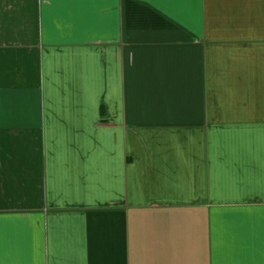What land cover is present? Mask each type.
<instances>
[{"label":"crops","instance_id":"1","mask_svg":"<svg viewBox=\"0 0 264 264\" xmlns=\"http://www.w3.org/2000/svg\"><path fill=\"white\" fill-rule=\"evenodd\" d=\"M0 264H264V0H0Z\"/></svg>","mask_w":264,"mask_h":264}]
</instances>
